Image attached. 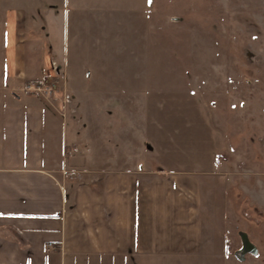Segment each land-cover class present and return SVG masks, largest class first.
I'll return each mask as SVG.
<instances>
[{"label":"rangeland","instance_id":"374dc122","mask_svg":"<svg viewBox=\"0 0 264 264\" xmlns=\"http://www.w3.org/2000/svg\"><path fill=\"white\" fill-rule=\"evenodd\" d=\"M67 1L66 37L56 23L52 39L30 40L44 51L48 76L36 82L54 86L70 156L154 171L212 158L209 235L231 246L226 264H264V0ZM241 232L258 247L245 259Z\"/></svg>","mask_w":264,"mask_h":264},{"label":"crops","instance_id":"0c3cea01","mask_svg":"<svg viewBox=\"0 0 264 264\" xmlns=\"http://www.w3.org/2000/svg\"><path fill=\"white\" fill-rule=\"evenodd\" d=\"M69 3L0 0V264H226L204 219L212 158L186 170L82 167L65 120L26 92L48 76L30 36L52 39L57 24L65 36ZM67 50L65 40L63 61Z\"/></svg>","mask_w":264,"mask_h":264},{"label":"built area","instance_id":"2783aa9c","mask_svg":"<svg viewBox=\"0 0 264 264\" xmlns=\"http://www.w3.org/2000/svg\"><path fill=\"white\" fill-rule=\"evenodd\" d=\"M54 69L58 71L57 67L54 66ZM44 83V82H43ZM43 83L39 82H32L28 85H26L25 90L26 92L29 93H35V94H40L45 97H49L52 92L54 91V86L53 85H46Z\"/></svg>","mask_w":264,"mask_h":264},{"label":"water","instance_id":"95a60500","mask_svg":"<svg viewBox=\"0 0 264 264\" xmlns=\"http://www.w3.org/2000/svg\"><path fill=\"white\" fill-rule=\"evenodd\" d=\"M240 236L242 237L243 247L241 250L236 252L238 256H240L241 259H245V254L248 253H258V247L250 240L248 233L241 232Z\"/></svg>","mask_w":264,"mask_h":264},{"label":"trees","instance_id":"16d2710c","mask_svg":"<svg viewBox=\"0 0 264 264\" xmlns=\"http://www.w3.org/2000/svg\"><path fill=\"white\" fill-rule=\"evenodd\" d=\"M227 253L228 254H231L232 253V251H231V246L229 245V243L227 242Z\"/></svg>","mask_w":264,"mask_h":264},{"label":"snow or ice","instance_id":"6c2138e0","mask_svg":"<svg viewBox=\"0 0 264 264\" xmlns=\"http://www.w3.org/2000/svg\"><path fill=\"white\" fill-rule=\"evenodd\" d=\"M149 2H151V0H149Z\"/></svg>","mask_w":264,"mask_h":264}]
</instances>
